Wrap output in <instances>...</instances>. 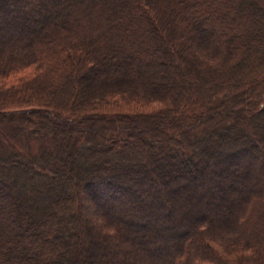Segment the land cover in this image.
Segmentation results:
<instances>
[{"label":"trees","instance_id":"obj_1","mask_svg":"<svg viewBox=\"0 0 264 264\" xmlns=\"http://www.w3.org/2000/svg\"><path fill=\"white\" fill-rule=\"evenodd\" d=\"M248 108L264 0H0V264H264Z\"/></svg>","mask_w":264,"mask_h":264},{"label":"rangeland","instance_id":"obj_2","mask_svg":"<svg viewBox=\"0 0 264 264\" xmlns=\"http://www.w3.org/2000/svg\"><path fill=\"white\" fill-rule=\"evenodd\" d=\"M164 31V30H163ZM156 108H158L157 106H155ZM252 115V109L251 108H248V113H247V118H248V120H249V122H251V123H258V121L259 122H264V115L263 116H258V115H256L255 117H253V116H251ZM262 127H263V125H261ZM260 126V127H261ZM0 140L1 141H3V142H8L9 143V140H8V138H7V136L5 135V134H2L3 132H1L0 131ZM2 142V143H3ZM7 143V144H8ZM34 145V144H33ZM8 149V148H7ZM33 149L35 150V151H38V149H39V147H38V145H34L33 146ZM37 149V150H36ZM33 151V150H32ZM34 151V152H35ZM37 153V152H36ZM119 157V156H118ZM120 157H122V156H120ZM123 158V157H122ZM128 158L130 159V156H128ZM123 160H128V159H126V158H124ZM129 161V160H128ZM126 162V161H125ZM129 162H131V161H129ZM86 208H87V210H86V218L88 219V220H92L93 218V216H95L96 215V206L94 205V203H90L89 201H86ZM118 231V230H117Z\"/></svg>","mask_w":264,"mask_h":264}]
</instances>
